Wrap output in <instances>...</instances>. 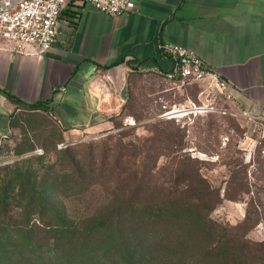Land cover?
<instances>
[{
  "label": "trees",
  "instance_id": "trees-1",
  "mask_svg": "<svg viewBox=\"0 0 264 264\" xmlns=\"http://www.w3.org/2000/svg\"><path fill=\"white\" fill-rule=\"evenodd\" d=\"M2 91L50 111V100L25 103ZM127 103L111 129L132 115ZM156 122L149 136L129 127L67 145L54 161L29 154L0 165V264H264V240L246 236L250 218L228 226L211 216L230 194L183 152L174 121Z\"/></svg>",
  "mask_w": 264,
  "mask_h": 264
},
{
  "label": "crops",
  "instance_id": "crops-1",
  "mask_svg": "<svg viewBox=\"0 0 264 264\" xmlns=\"http://www.w3.org/2000/svg\"><path fill=\"white\" fill-rule=\"evenodd\" d=\"M134 1L133 10L116 16L67 0L57 40L43 54L0 41V143L21 112L46 114L65 136L111 128L134 73L164 75L175 65L160 43L195 53L228 81L243 109L264 112V0ZM2 90L25 103L50 100V111L28 110Z\"/></svg>",
  "mask_w": 264,
  "mask_h": 264
},
{
  "label": "rangeland",
  "instance_id": "rangeland-1",
  "mask_svg": "<svg viewBox=\"0 0 264 264\" xmlns=\"http://www.w3.org/2000/svg\"><path fill=\"white\" fill-rule=\"evenodd\" d=\"M197 85L180 87L174 80L155 72L134 73L128 82V107L118 119L119 129L97 128L65 136L46 114L21 112L13 120V129L0 146V165L11 164L27 155L54 161L67 145L99 142L108 134L135 127L132 135L149 136L158 122L174 121L181 129L183 152L198 161L201 173L210 182L230 194L211 216L224 225L241 224L250 218L247 238L264 240V115L243 109L229 94L200 96ZM209 100L212 110L179 117H162L174 107ZM208 102V101H207ZM135 118H138L137 121ZM111 127L113 122L111 121ZM166 129L167 125H162ZM58 143H64L58 147ZM33 150L18 154L20 150ZM41 149L40 152H36ZM164 151H166L163 148ZM166 153H168L166 151ZM173 156V153H170ZM171 158H161L163 162ZM23 164V162H20ZM245 192L237 198L238 184Z\"/></svg>",
  "mask_w": 264,
  "mask_h": 264
},
{
  "label": "built area",
  "instance_id": "built-area-1",
  "mask_svg": "<svg viewBox=\"0 0 264 264\" xmlns=\"http://www.w3.org/2000/svg\"><path fill=\"white\" fill-rule=\"evenodd\" d=\"M87 1L99 10L116 16L136 7L134 0ZM66 3L67 0H0V41L8 42L17 51L34 46L38 54L47 52L57 40L59 18ZM159 49L175 61L173 68L164 74L173 79L175 84L187 87L208 78L209 84L201 88L200 96L228 94V81L195 53L171 43H160ZM190 102L191 105L166 110L161 116L197 115L213 109L209 100ZM63 146L64 143H58L59 148Z\"/></svg>",
  "mask_w": 264,
  "mask_h": 264
}]
</instances>
